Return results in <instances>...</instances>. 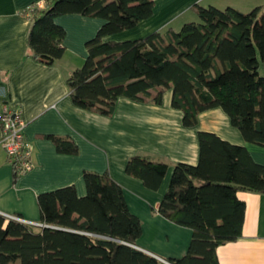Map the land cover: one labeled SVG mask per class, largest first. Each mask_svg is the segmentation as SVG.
Segmentation results:
<instances>
[{
    "label": "trees",
    "instance_id": "obj_1",
    "mask_svg": "<svg viewBox=\"0 0 264 264\" xmlns=\"http://www.w3.org/2000/svg\"><path fill=\"white\" fill-rule=\"evenodd\" d=\"M27 15V44L39 61L53 63L64 52L65 29L54 19L79 14L102 20L85 42L87 55L67 78L72 102L111 115L119 97L161 104L171 89V106L194 127L199 113L219 107L244 140L264 146V5L248 12L195 4L198 21L144 37L113 40L153 13L154 0H45ZM61 153L75 143L49 135ZM196 164H174L157 212L191 229L186 252L171 264H222L216 249L241 235L245 203L238 190L264 194V165L243 145L210 131H197ZM168 165L131 155L125 172L156 190ZM85 193L66 185L37 195L39 223L0 214V264H167L133 245L142 226L122 187L107 172L84 171Z\"/></svg>",
    "mask_w": 264,
    "mask_h": 264
},
{
    "label": "crops",
    "instance_id": "obj_2",
    "mask_svg": "<svg viewBox=\"0 0 264 264\" xmlns=\"http://www.w3.org/2000/svg\"><path fill=\"white\" fill-rule=\"evenodd\" d=\"M245 1L250 7L261 3ZM45 3L0 0V99L21 111L33 162L29 171L15 175L0 144V214L39 223L38 194L73 184L83 195L84 171L107 172L122 187L130 211L141 221L142 233L136 246L162 259L183 255L191 229L161 216L157 207L168 188L174 164L197 163V131H210L245 146L253 160L263 165L264 146L245 141L219 107L199 113L194 127L183 126L182 111L171 106V89L164 92L161 104L119 97L111 115L76 106L67 78L84 62L85 42L95 35L102 20L79 14L57 16L54 21L65 29L64 52L48 64L37 60L28 47L31 21L23 13L30 4L42 8ZM237 3L238 0H154L150 17L109 39H136L168 27L177 30L183 23L194 21L195 4L238 8ZM258 72L264 76V61ZM1 134L0 125V138ZM49 135L72 140L76 151L58 152ZM134 154L167 163L166 175L156 190L125 172L126 161ZM237 197L245 203L241 235L219 245L217 258L222 264H264V194L238 190Z\"/></svg>",
    "mask_w": 264,
    "mask_h": 264
},
{
    "label": "built area",
    "instance_id": "obj_3",
    "mask_svg": "<svg viewBox=\"0 0 264 264\" xmlns=\"http://www.w3.org/2000/svg\"><path fill=\"white\" fill-rule=\"evenodd\" d=\"M35 4H30L23 10V13L27 16L33 9ZM0 125H1V138L0 144L3 147L7 161L12 166V170L15 175L23 174L29 171L33 167L32 162V144L25 137L23 128L25 126V120L21 115V111L18 108H13L0 99ZM9 218L32 224L40 225L32 221H27L17 215H5ZM42 225V224H41Z\"/></svg>",
    "mask_w": 264,
    "mask_h": 264
},
{
    "label": "rangeland",
    "instance_id": "obj_4",
    "mask_svg": "<svg viewBox=\"0 0 264 264\" xmlns=\"http://www.w3.org/2000/svg\"><path fill=\"white\" fill-rule=\"evenodd\" d=\"M257 2H261L260 5H264V0H261V1H258ZM238 8H235L241 12H248L250 9H252L253 7H250L249 3L247 4L245 0H238ZM256 6H259V5H256ZM219 8V7H218ZM225 7H220V9H224ZM194 21H198V17L197 15H195L194 17ZM176 28H179L178 25L176 24ZM178 30V29H177ZM82 64V63H81Z\"/></svg>",
    "mask_w": 264,
    "mask_h": 264
},
{
    "label": "water",
    "instance_id": "obj_5",
    "mask_svg": "<svg viewBox=\"0 0 264 264\" xmlns=\"http://www.w3.org/2000/svg\"><path fill=\"white\" fill-rule=\"evenodd\" d=\"M40 225H41V224H40ZM133 247H135V248H137V249L143 251L142 249H140V248L137 247L136 245H133ZM146 253H147V252H146ZM148 254H150V253H148ZM150 255H151V254H150ZM152 256H154V255H152ZM154 257H156V256H154ZM156 258H158L159 260H161V261H163V262H165V263H167V264H171V263H169L168 261H166L165 259H162V258H160V257H156Z\"/></svg>",
    "mask_w": 264,
    "mask_h": 264
}]
</instances>
